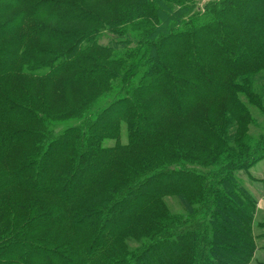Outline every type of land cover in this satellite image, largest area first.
Instances as JSON below:
<instances>
[{"label": "trees", "instance_id": "1", "mask_svg": "<svg viewBox=\"0 0 264 264\" xmlns=\"http://www.w3.org/2000/svg\"><path fill=\"white\" fill-rule=\"evenodd\" d=\"M201 1L0 0V264H264V0Z\"/></svg>", "mask_w": 264, "mask_h": 264}, {"label": "rangeland", "instance_id": "2", "mask_svg": "<svg viewBox=\"0 0 264 264\" xmlns=\"http://www.w3.org/2000/svg\"><path fill=\"white\" fill-rule=\"evenodd\" d=\"M206 1H208V0H202L199 3V6L201 8H203ZM94 5H97L98 8L100 7V9H103L105 11V6L101 2L94 3ZM107 13L111 14V11H107ZM83 27H85V26H82V28ZM112 37L108 32L105 31L104 36L102 37V39H100V43H102V44L108 43L110 41V39H112ZM113 83L116 85L118 83V81L114 80ZM114 96H115V92L110 93L109 95L103 97L100 105L106 104V102H109L110 100H112L111 98ZM211 103L212 102L203 105L197 111H199L200 114H204V115H205L206 110H209L210 114L211 113L216 114V112H218L220 110H221L220 112H223V110H225V108H229L236 115V117H241V115H243L241 112H239L237 110L238 108L235 105H233L232 103H229L226 99L219 100L217 102V104L212 105ZM212 106H213L214 111L211 110ZM250 110H251L253 118H254L253 120H255L257 123V126L251 125L250 133H253L254 135L255 134L258 135L260 132H262V130H263L262 128H264L263 127L264 126V116L255 107H251ZM214 118H215V120L217 119L215 122L216 124H220L223 121V116L221 117L218 114H216L214 116ZM76 123H78V119L74 118V119H70L67 122H58L55 125H53V128L55 131H61V130L65 129L66 127H68L69 125H73ZM121 141H122V143H127V141H128V139H127V128H126V124L124 122H123L122 131H121ZM114 142L115 141L111 140V139L107 140L108 144H114ZM240 175H241L242 179L244 180L245 184L258 196V198L263 199V197H264V160L255 164L252 168H250V170H247V171L243 170L240 173ZM250 175L256 177V179L254 181H252L249 178ZM168 202L171 205L173 210H175V211L182 210V207L179 204V202H177L173 198H168ZM258 213H259V215L264 214V201H262L260 203ZM261 243H264V239L261 241ZM256 257L258 259L264 261V248L260 249L257 252Z\"/></svg>", "mask_w": 264, "mask_h": 264}]
</instances>
